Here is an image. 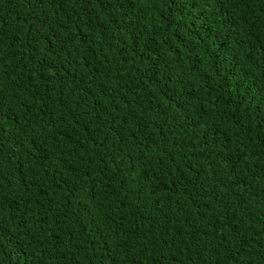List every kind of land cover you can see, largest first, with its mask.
Masks as SVG:
<instances>
[{
  "label": "trees",
  "instance_id": "1",
  "mask_svg": "<svg viewBox=\"0 0 264 264\" xmlns=\"http://www.w3.org/2000/svg\"><path fill=\"white\" fill-rule=\"evenodd\" d=\"M0 264H264V0H0Z\"/></svg>",
  "mask_w": 264,
  "mask_h": 264
}]
</instances>
